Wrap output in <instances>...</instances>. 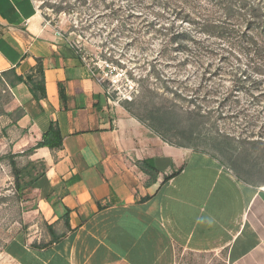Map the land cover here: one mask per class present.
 I'll use <instances>...</instances> for the list:
<instances>
[{"label": "crops", "instance_id": "crops-1", "mask_svg": "<svg viewBox=\"0 0 264 264\" xmlns=\"http://www.w3.org/2000/svg\"><path fill=\"white\" fill-rule=\"evenodd\" d=\"M84 60L36 0H0V73L15 69L22 78L9 86L0 118L19 149L35 146L52 123L61 130V148L34 156L47 164L39 211L67 232L61 241L72 238L70 264H114L119 255L128 264H172L189 247L264 264V185L171 145L114 105ZM36 81L39 99L30 89Z\"/></svg>", "mask_w": 264, "mask_h": 264}, {"label": "rangeland", "instance_id": "rangeland-1", "mask_svg": "<svg viewBox=\"0 0 264 264\" xmlns=\"http://www.w3.org/2000/svg\"><path fill=\"white\" fill-rule=\"evenodd\" d=\"M36 1L114 105L151 128L158 125L171 145L209 154L244 180L264 185V27L256 18L259 8L264 18V0ZM10 98L0 79V112ZM3 126L0 118V264H70L72 238L44 250L33 246L54 243L51 229H59L39 211L47 164L23 153L34 145L15 148ZM123 258L112 260L128 264ZM232 262L230 251L190 247L172 259Z\"/></svg>", "mask_w": 264, "mask_h": 264}, {"label": "trees", "instance_id": "trees-1", "mask_svg": "<svg viewBox=\"0 0 264 264\" xmlns=\"http://www.w3.org/2000/svg\"><path fill=\"white\" fill-rule=\"evenodd\" d=\"M229 6H231V3H229ZM258 10H257L256 18L259 17L258 22L260 24V27H264V18L263 17L260 18L262 13H260V8ZM249 24H251V22H249ZM0 79L4 80L5 85L9 88V90H10L9 86H13L14 84H16L18 82H22V78L19 76V74L16 72L15 69H10L9 71H5L2 74L0 73ZM39 85L40 84L37 81L32 82L30 84V89H31V91L34 94L36 99L41 98V95H38L36 92V89H37V87H39ZM10 100H11V98H10ZM10 100H8L6 103H8ZM6 113H7V111L5 110V105H4V109L0 112V114H6ZM152 128L155 132H157L159 135H161L163 137L161 130L159 129L158 125H154V127H152ZM4 130H5V128H4ZM63 142H64V137L61 133L59 126L56 125L55 123H52L50 125L49 129L43 133L42 139L40 141H38L35 146L24 151L23 153L33 154L36 152L37 149L42 148V147H49L51 150L61 148L63 146ZM23 153H18V154H23ZM13 167H14V171L16 173L15 176H16L17 183H18V190L22 191L23 188L21 186V180H20V176H21L22 172L20 171V168L18 167V165L15 162H14ZM174 174H176V173H174ZM64 222H65V226H66L67 230L74 231L76 229V228L74 229L71 225L70 211H68L64 215ZM51 232L54 233L53 234L54 243L62 240L67 235V232H64V233L58 235L55 231H53V228L51 229ZM54 243L52 242L50 244L47 243V244H41V245L36 243V244H33V246L37 249L44 250L49 245L54 244Z\"/></svg>", "mask_w": 264, "mask_h": 264}, {"label": "built area", "instance_id": "built-area-1", "mask_svg": "<svg viewBox=\"0 0 264 264\" xmlns=\"http://www.w3.org/2000/svg\"><path fill=\"white\" fill-rule=\"evenodd\" d=\"M58 34H61L60 32H58ZM94 75H95V73H94Z\"/></svg>", "mask_w": 264, "mask_h": 264}]
</instances>
